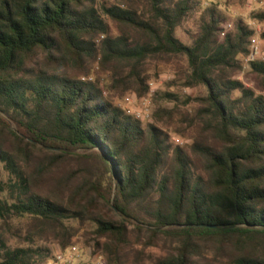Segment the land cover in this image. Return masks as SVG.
<instances>
[{
	"label": "trees",
	"instance_id": "1",
	"mask_svg": "<svg viewBox=\"0 0 264 264\" xmlns=\"http://www.w3.org/2000/svg\"><path fill=\"white\" fill-rule=\"evenodd\" d=\"M230 21L201 0H0V264L57 263L70 222L107 264H264V95L236 78L254 31ZM150 59L205 92H157L144 123L83 80L99 61L142 98Z\"/></svg>",
	"mask_w": 264,
	"mask_h": 264
},
{
	"label": "rangeland",
	"instance_id": "2",
	"mask_svg": "<svg viewBox=\"0 0 264 264\" xmlns=\"http://www.w3.org/2000/svg\"><path fill=\"white\" fill-rule=\"evenodd\" d=\"M204 8L212 7L216 4L219 9L224 12L229 18L231 26L235 20H242L249 28L254 31V36L258 39L260 43V54L259 61H264V41L262 35L264 34V23L255 21L252 18L253 13L264 9V0H257L253 3L251 8L247 7L249 0H201ZM246 3V4H245ZM227 29H230L228 25ZM183 37V36H182ZM145 70L149 76V93L142 98H139L136 93L126 92V91H111L108 86L112 84V76L108 71H102L99 61L94 63L91 75L87 78H92V81H99L100 86L104 88V95L111 97L114 102L120 106L125 112L136 117V114L140 111L147 112L149 118L140 119L144 123L152 121V115L154 111L153 98L154 95L159 91L170 90L180 96L182 99H186L190 96H198L200 93L205 92L204 89H188L183 86L182 73L184 70V62L182 61H169L167 59H150L145 64ZM238 80L242 81L247 88L256 91L258 94L264 95V90L261 88L260 82L257 78L251 74V66L246 61L243 60V70L236 77ZM176 82L174 86L169 88V84ZM192 109V106L190 107ZM173 141L177 144L183 145L184 141L174 137ZM25 223L20 221H12V227H5L1 232L5 233L10 239L11 245L15 244L16 238H13V232L18 228H24ZM70 226L76 232L73 238L72 245H77L82 250L83 259L76 260L73 264H96V260L101 257L104 258L100 253L95 254L93 249L85 244L84 233L86 229L80 228L77 223L70 222ZM54 250V257L56 258L60 253L61 249L57 244L52 245ZM216 248L210 247L204 250L205 256L207 258L213 259L216 254ZM153 256L160 255V251L157 249H152L150 251ZM218 254V253H217ZM49 264H57L56 259L52 260ZM145 264H151L146 261Z\"/></svg>",
	"mask_w": 264,
	"mask_h": 264
},
{
	"label": "built area",
	"instance_id": "3",
	"mask_svg": "<svg viewBox=\"0 0 264 264\" xmlns=\"http://www.w3.org/2000/svg\"><path fill=\"white\" fill-rule=\"evenodd\" d=\"M255 1L256 0H249L247 7L251 8L252 4ZM228 27L231 28V24H228ZM259 54H260V43H259L258 39L254 36L252 39L250 54L246 58V61L249 64L259 61ZM83 80L84 81H87V80L92 81V78H84ZM146 113L147 112H145V111H140L136 114V118H138V119L149 118V115ZM82 259H83L82 251L80 250V248L77 245H74L67 251V253L60 252L58 254L57 264H73L76 260L81 261ZM96 264H107V263L103 260V258L99 257L96 260Z\"/></svg>",
	"mask_w": 264,
	"mask_h": 264
}]
</instances>
